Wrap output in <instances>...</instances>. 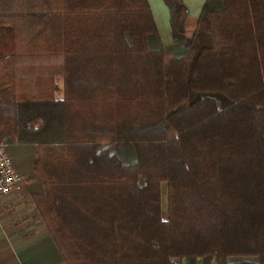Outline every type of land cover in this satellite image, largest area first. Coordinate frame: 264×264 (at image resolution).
<instances>
[{"label": "trees", "instance_id": "obj_1", "mask_svg": "<svg viewBox=\"0 0 264 264\" xmlns=\"http://www.w3.org/2000/svg\"><path fill=\"white\" fill-rule=\"evenodd\" d=\"M165 1L172 45L148 0H0V134L66 264H264V0L186 35Z\"/></svg>", "mask_w": 264, "mask_h": 264}, {"label": "crops", "instance_id": "obj_2", "mask_svg": "<svg viewBox=\"0 0 264 264\" xmlns=\"http://www.w3.org/2000/svg\"><path fill=\"white\" fill-rule=\"evenodd\" d=\"M181 1L184 5L185 34H188L194 27L205 0ZM148 2L161 43H176L166 1ZM56 81L59 85L62 84V78H57ZM0 224H10L7 227L0 226V264H66L45 223L37 218L30 193L26 189L13 191L0 198ZM26 224H30L29 228L20 230Z\"/></svg>", "mask_w": 264, "mask_h": 264}, {"label": "rangeland", "instance_id": "obj_3", "mask_svg": "<svg viewBox=\"0 0 264 264\" xmlns=\"http://www.w3.org/2000/svg\"><path fill=\"white\" fill-rule=\"evenodd\" d=\"M183 21L185 23V20H183ZM193 28H191V30ZM183 33L185 34V31ZM148 42H149V45L151 47H153L155 45L154 41L151 38L148 39ZM176 49H175V54H178V53L181 52L180 48H176ZM59 94L61 95V92H59ZM24 143L26 145V148H24L25 146H24L23 143L19 144V143L16 142V143H14V144H12L10 146L9 150H10L11 156L13 158V161H14L16 167L19 169V171L24 176V179H23L24 183H23V186L21 187L20 191L23 190V189H26L27 191H29V188L32 189L33 187H36L35 184L37 183V180H36L31 185L30 181H28L27 177H26L27 175H30L33 172V161H34V158H35V152H34V154H32L30 156L29 152L32 151L33 145L31 144V141H27V143L26 142H24ZM161 214H162L163 217L167 216V197H166V183L165 182L161 183ZM8 225H10V224H0V226H3V227L4 226L7 227ZM29 226H30V224H26L20 230H24L25 231V230H27L29 228ZM233 258H235V259H233ZM230 259L231 260L233 259L232 262H231L232 264H239L240 261L243 258H241V257H231ZM175 261H178V259H176ZM182 263L185 264L184 261H182ZM244 263H250V262L249 261H245ZM188 264H216V263L212 259L205 258V257H200V258L194 259L193 261L189 262Z\"/></svg>", "mask_w": 264, "mask_h": 264}, {"label": "built area", "instance_id": "obj_4", "mask_svg": "<svg viewBox=\"0 0 264 264\" xmlns=\"http://www.w3.org/2000/svg\"><path fill=\"white\" fill-rule=\"evenodd\" d=\"M7 136L0 134V198L23 186V174L16 167L9 152Z\"/></svg>", "mask_w": 264, "mask_h": 264}]
</instances>
